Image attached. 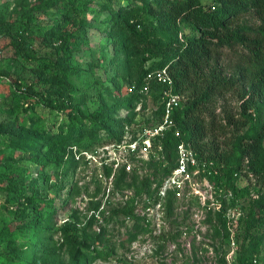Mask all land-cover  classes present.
Instances as JSON below:
<instances>
[{
  "label": "rangeland",
  "instance_id": "obj_1",
  "mask_svg": "<svg viewBox=\"0 0 264 264\" xmlns=\"http://www.w3.org/2000/svg\"><path fill=\"white\" fill-rule=\"evenodd\" d=\"M40 1L0 0L1 24L21 21L32 28L53 26L56 29L51 38L45 39L46 43L36 48L33 61L15 57L0 48V70L33 89L26 91L20 84L11 85L10 79L0 76V122L14 121L18 128L17 138H21L23 132L43 138L55 132L59 124H65V115L53 109L43 96L59 101L83 99L82 109L89 113L104 101L112 103L105 90H112L115 83L120 87L116 91L120 99L128 94L127 77H120L121 71L117 72L112 61L113 53L104 32L108 16L100 12V7L109 3L116 9L131 0H56V7L51 11H29ZM200 1L210 3V0ZM83 20L86 27L81 25ZM258 25V17L248 12L226 28L240 30L239 34L246 37ZM66 33H72L77 44L72 45V65L87 70L89 79L73 80V87L62 91L51 64L56 38ZM181 34L184 38L196 36L188 26L181 27ZM247 56L244 46L228 41L213 57L215 71L232 85L213 96L202 109V117L205 122L213 121L216 129L207 139L222 152L227 150L231 136L240 133L241 98L252 69ZM10 92L16 94L13 96ZM138 93L141 97L131 111L134 116L120 109L115 113L117 118L127 120L119 147L101 151L92 158L72 150L76 164L65 177L60 175L58 168H40L36 163L42 153L39 149L11 153L8 141H0V149L8 158V163L0 167V230L11 222L23 220L27 223L34 218L15 190H23L22 186L29 190L35 187V202L44 211L57 209L51 218L52 230L68 223L78 230L69 233L71 240L83 241L80 229L98 238L96 244L89 245L92 255L101 256L92 264H218L222 259L230 264L235 256L236 235L243 230L247 199L255 198L252 189H257L260 182L252 176H239L235 186L242 192L232 197L213 179L199 175L193 177V184L200 189L205 184L210 187V197L204 206L187 194V181L181 198L167 192L159 199L156 192L164 177L157 160L149 155L127 153V146L137 140L141 128L157 119L154 92L145 87ZM184 99L183 95L182 101ZM216 214L224 218L225 230L218 225ZM16 232L20 240L12 243L14 250L25 246L30 231L19 228ZM225 233L228 234L226 238ZM50 237L49 246L58 260L66 264L67 244L58 233ZM10 250L6 242H0V258L13 263ZM253 264H264V252Z\"/></svg>",
  "mask_w": 264,
  "mask_h": 264
},
{
  "label": "trees",
  "instance_id": "obj_2",
  "mask_svg": "<svg viewBox=\"0 0 264 264\" xmlns=\"http://www.w3.org/2000/svg\"><path fill=\"white\" fill-rule=\"evenodd\" d=\"M55 3L56 0H41L29 11H51L56 7ZM100 12L108 16L104 32L113 53L112 61L117 72L121 71L120 77H127V89L132 87L131 91L120 99L116 93L120 87L115 83L112 90H105L112 103L104 101L89 113L82 109L83 99L59 101L43 96L53 109L65 115V124H59L55 132L47 133L43 138L24 132L21 138H17L18 128L14 121L0 122V141H8L11 153L39 149L42 153L36 163L40 168H58L60 175L65 177L76 164L72 150L79 154L120 143L127 120L117 118L116 111L120 109L134 116L131 111L141 97L138 92L145 87L154 92L152 97L155 101L161 86L154 80L146 83L144 77L148 72L165 68L174 93L181 98L184 95L185 99L173 114L179 138L165 133L159 141L162 160L156 164L160 174L165 177L174 168V147L180 140L193 152L196 160L206 166L211 164L210 169L215 173L211 172L208 178L232 197L242 192L235 186L239 176H252L259 181L260 186L252 189L255 198L247 199L243 230L236 235L235 256L230 263L252 264L264 252V0H210L209 4H202L200 0H131L116 9L109 3H103ZM248 12L260 20V25L251 35L245 37L239 34L240 30H227L228 24ZM81 25L86 27L84 20ZM183 26L190 27L196 36L184 38L181 34ZM55 30L53 26L32 28L27 22L21 21L6 25L0 23V48L15 57L33 61L36 48L46 43L45 39L51 38ZM56 40L51 66L59 78V88L66 91L73 87V80H88L89 73L72 65V45H77L73 34H62ZM228 41L247 49L252 69L246 92L241 98L240 133L231 136L227 150L222 152L207 139L216 128L212 120H203L202 109L207 107L213 96L230 89L232 85L213 67L217 49ZM0 76L10 79L11 85L20 84L26 91L33 90L30 85L22 83L17 77L13 78L4 70H0ZM10 93L13 96L16 94ZM248 110L251 112L247 113ZM160 112V106H156L157 118ZM7 159L0 149V167L8 163ZM22 188L15 192L23 198L34 218L27 223L23 220L11 222L0 230V242H6L10 247L13 261L9 263L0 258V264H62L49 246L53 233H58L67 244L66 264H92L101 257L89 251V245L96 244L97 237L87 235L84 229H80L83 241L77 243L68 235L78 230L68 223L52 230L51 218L57 209L44 211L35 202L36 188ZM215 218L225 230L224 218L220 219L219 214ZM19 228H29L30 232L25 238V246L14 250L12 243L20 240L16 232ZM223 236L226 238L228 234ZM218 264L226 262L222 259Z\"/></svg>",
  "mask_w": 264,
  "mask_h": 264
},
{
  "label": "built area",
  "instance_id": "obj_3",
  "mask_svg": "<svg viewBox=\"0 0 264 264\" xmlns=\"http://www.w3.org/2000/svg\"><path fill=\"white\" fill-rule=\"evenodd\" d=\"M151 80H154L161 86V90L157 93L155 100V105L160 106L161 112L153 124L141 128L137 140L127 146V153L149 155L157 161H161L160 139L164 137L165 133H170L174 138H179V133L173 121V114L179 108L182 98L180 95L174 93L172 81L165 68L146 73L144 81L147 83ZM131 89L132 87L128 89V92ZM118 145H109V147L107 145L99 147L101 149L96 148L93 151L83 152L82 154L92 158L94 155L99 154V152H107L109 149L119 147ZM153 149L155 150L154 152L152 151ZM174 154V168L163 178L156 192L158 198L163 199L167 192L172 193L176 198H181L185 187L184 183L187 181V194L193 196L201 206H204L210 197V187L205 184L200 189L193 184L192 179L195 176L202 175L203 177H208L211 172L215 173L210 169L211 164L206 166L204 163L196 160L193 152L180 140L174 147ZM254 262L255 260L252 261V264Z\"/></svg>",
  "mask_w": 264,
  "mask_h": 264
}]
</instances>
